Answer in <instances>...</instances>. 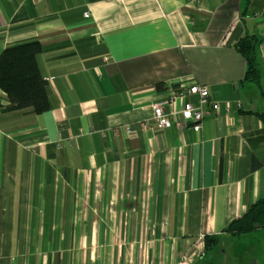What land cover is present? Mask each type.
<instances>
[{"label": "crops", "instance_id": "0c3cea01", "mask_svg": "<svg viewBox=\"0 0 264 264\" xmlns=\"http://www.w3.org/2000/svg\"><path fill=\"white\" fill-rule=\"evenodd\" d=\"M31 41L50 108L0 88V264H264V229L225 231L264 197V0H0V55ZM191 84L202 130L151 128Z\"/></svg>", "mask_w": 264, "mask_h": 264}, {"label": "trees", "instance_id": "16d2710c", "mask_svg": "<svg viewBox=\"0 0 264 264\" xmlns=\"http://www.w3.org/2000/svg\"><path fill=\"white\" fill-rule=\"evenodd\" d=\"M255 35H247L238 43V50L246 59L247 68L243 81L260 84L262 71L258 63V45ZM42 47L38 41L24 42L6 48L0 55V88L6 93L12 109L31 108L41 114L49 110L47 81L37 62ZM158 89H165L163 83ZM264 123V113L258 114ZM264 229V197L252 204L247 212L233 220L226 232L232 236L251 234ZM218 244L216 236H206L205 251H212Z\"/></svg>", "mask_w": 264, "mask_h": 264}, {"label": "built area", "instance_id": "2783aa9c", "mask_svg": "<svg viewBox=\"0 0 264 264\" xmlns=\"http://www.w3.org/2000/svg\"><path fill=\"white\" fill-rule=\"evenodd\" d=\"M199 1V0H196ZM85 17H90L87 12ZM109 57H106L108 60ZM196 95L199 98L198 105L192 102H184L181 108L176 106L177 99H184L187 95ZM209 101V90L205 85L191 84L190 86L182 87L180 90L173 93L172 97L165 102H158L153 105V115L151 119V128L159 130L164 129H192L195 132L202 130L203 122L210 113L205 109V105ZM214 111L218 112L220 105L214 104ZM127 132L130 127H126ZM64 143L58 142L57 147H62ZM193 258L189 254H185L178 264H192Z\"/></svg>", "mask_w": 264, "mask_h": 264}, {"label": "rangeland", "instance_id": "374dc122", "mask_svg": "<svg viewBox=\"0 0 264 264\" xmlns=\"http://www.w3.org/2000/svg\"><path fill=\"white\" fill-rule=\"evenodd\" d=\"M258 242H259V247H260V254L259 256L263 259L264 261V236H259L258 237ZM244 252V257H248V252L243 251Z\"/></svg>", "mask_w": 264, "mask_h": 264}]
</instances>
